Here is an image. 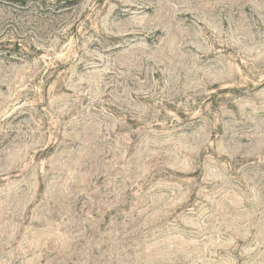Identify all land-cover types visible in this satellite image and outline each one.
Instances as JSON below:
<instances>
[{"label":"rangeland","instance_id":"rangeland-1","mask_svg":"<svg viewBox=\"0 0 264 264\" xmlns=\"http://www.w3.org/2000/svg\"><path fill=\"white\" fill-rule=\"evenodd\" d=\"M0 264H264V0H0Z\"/></svg>","mask_w":264,"mask_h":264}]
</instances>
